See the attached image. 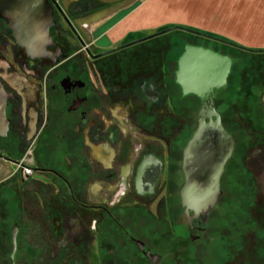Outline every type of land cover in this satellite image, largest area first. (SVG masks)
Listing matches in <instances>:
<instances>
[{"label":"flooded vegetation","instance_id":"obj_1","mask_svg":"<svg viewBox=\"0 0 264 264\" xmlns=\"http://www.w3.org/2000/svg\"><path fill=\"white\" fill-rule=\"evenodd\" d=\"M31 6L0 0V264H264V51L187 30L199 78L166 31L96 50L85 7Z\"/></svg>","mask_w":264,"mask_h":264},{"label":"crops","instance_id":"obj_2","mask_svg":"<svg viewBox=\"0 0 264 264\" xmlns=\"http://www.w3.org/2000/svg\"><path fill=\"white\" fill-rule=\"evenodd\" d=\"M58 1L67 8L79 0ZM88 2L94 8L83 13L78 23L87 45L96 50H108L132 37H148L170 27L177 28L162 34L163 40L169 41L166 37L171 32H178L182 42L193 48L198 47V44L187 38V30L211 35L239 48L264 50V0H88ZM182 48L183 46L177 52L179 57H175L178 58V65L184 53H181ZM201 48L205 49L203 46ZM192 65L184 66L183 70Z\"/></svg>","mask_w":264,"mask_h":264},{"label":"water","instance_id":"obj_3","mask_svg":"<svg viewBox=\"0 0 264 264\" xmlns=\"http://www.w3.org/2000/svg\"><path fill=\"white\" fill-rule=\"evenodd\" d=\"M45 3V0H29V3L32 5L31 8L34 7L35 4H38L39 2ZM38 2V3H37ZM51 10L50 8L47 9V11H43V15L47 18L51 17ZM49 37V34L46 32V34H44L43 39H47ZM196 48V49H194ZM192 47L190 45H186L185 47V52L183 53V55L181 56V58L179 59V68L181 70H183L184 66L193 64L190 67L191 72L194 73V71H197L195 73H197V77H201V73L203 68H206V66H208L209 70H211L212 68V64L214 62H211V59L209 58L210 54H206L207 53V49L202 50L201 47ZM195 50V51H194ZM194 51V52H193ZM204 56H203V54ZM217 58L220 61H224L223 56H221L220 54H217ZM217 58H213V61H216ZM228 59V58H226ZM223 63V62H221ZM214 67V65H213ZM228 67H229V59L227 60V62L224 64V67H222L221 69V73H220V85H223L228 73ZM185 68V67H184ZM199 71V72H198ZM184 73V70H183ZM181 84L184 86V82H181ZM193 89L199 90H211L213 88L212 84H205V85H200L199 83H194L192 86ZM214 125L215 128L217 129V131L219 133H221V135H224V140H223V149L225 151V156H224V160L226 159L227 155L229 154L230 150H231V140H229L226 132L223 130L221 124L218 122V120L214 121ZM200 137V135L198 136ZM10 160L7 158H1L0 157V180L3 178H6L10 175ZM219 169L215 166L213 167V169L209 172H211L212 174H218L219 173ZM207 177H192V180L197 182L196 186H195V190L192 194H187V192L185 191V187L182 189V195H183V202H186L188 200H190L193 204H197V205H208L209 203H212V201H214V197L215 194L213 196H204L201 194V190H208L210 188V186H208V182L204 183V180ZM218 177H213V180L216 179L217 180Z\"/></svg>","mask_w":264,"mask_h":264},{"label":"trees","instance_id":"obj_4","mask_svg":"<svg viewBox=\"0 0 264 264\" xmlns=\"http://www.w3.org/2000/svg\"><path fill=\"white\" fill-rule=\"evenodd\" d=\"M90 2H88V0H79V1H77V2H75V3H73V4H78V5H80V6H82V7H85V10L86 11H88L89 9H93L94 7L91 5V4H89ZM92 6V7H91ZM173 28H177V27H170V28H165V29H161V31H167V30H172ZM191 31V30H190ZM194 32H196V31H194ZM240 48H242V49H244L243 47H240ZM245 50H248V49H245ZM250 51H264V50H250Z\"/></svg>","mask_w":264,"mask_h":264},{"label":"rangeland","instance_id":"obj_5","mask_svg":"<svg viewBox=\"0 0 264 264\" xmlns=\"http://www.w3.org/2000/svg\"><path fill=\"white\" fill-rule=\"evenodd\" d=\"M179 36L180 35L178 32H171V34L168 35L166 38L172 41V40H177V38H179Z\"/></svg>","mask_w":264,"mask_h":264},{"label":"built area","instance_id":"obj_6","mask_svg":"<svg viewBox=\"0 0 264 264\" xmlns=\"http://www.w3.org/2000/svg\"><path fill=\"white\" fill-rule=\"evenodd\" d=\"M25 171H27V169H25Z\"/></svg>","mask_w":264,"mask_h":264}]
</instances>
